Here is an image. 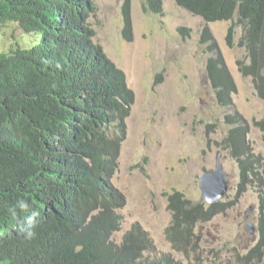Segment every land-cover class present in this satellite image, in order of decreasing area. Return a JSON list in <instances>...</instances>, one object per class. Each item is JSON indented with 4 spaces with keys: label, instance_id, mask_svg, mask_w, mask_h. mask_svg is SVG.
Wrapping results in <instances>:
<instances>
[{
    "label": "trees",
    "instance_id": "1",
    "mask_svg": "<svg viewBox=\"0 0 264 264\" xmlns=\"http://www.w3.org/2000/svg\"><path fill=\"white\" fill-rule=\"evenodd\" d=\"M142 1L145 11L162 13L165 0ZM174 1L206 22L229 21V47L242 29L237 45L245 56L235 62L264 101V0ZM94 11L92 0H0V27L15 21L25 33L43 31L42 42L0 54V264H182L171 254L149 256L154 241L138 223L121 242L114 238L125 198L112 178L134 93L94 41ZM121 14L122 38L131 41L130 0ZM199 41L212 53L205 72L216 99L229 104L236 84L208 26ZM225 123L221 144L237 163L236 196L254 187L264 213V157L254 152L242 115L230 112ZM254 124L264 130V120ZM171 192L163 193L171 214L166 238L174 251L197 256L198 224L229 203H193ZM258 230L241 260L264 258V227Z\"/></svg>",
    "mask_w": 264,
    "mask_h": 264
},
{
    "label": "rangeland",
    "instance_id": "2",
    "mask_svg": "<svg viewBox=\"0 0 264 264\" xmlns=\"http://www.w3.org/2000/svg\"><path fill=\"white\" fill-rule=\"evenodd\" d=\"M124 1L92 0L95 11L90 18L94 41L124 72L134 93L112 178L125 198L124 206L117 210L123 223L114 238L120 241L122 234L138 223L154 241V253L148 252L149 256L171 254L182 264H264V258L241 260L259 239L264 213L258 210L254 187L236 196L237 163L221 144L230 127L225 116L239 113L249 125L248 139L254 152L264 157V130L254 124L264 120V101L256 94L251 77L243 76L235 62L245 56L244 47L237 45L242 29L236 28L234 45L229 47L225 42L229 21L206 22L174 0L164 1L161 14L142 9V0H130L133 37L125 41L121 34ZM204 25L236 84L232 102L226 105L216 99L205 72L212 53L199 41ZM179 27L187 28L188 33L182 34ZM42 35V30L25 33L15 21H9L0 27V54L42 42ZM217 154L228 181L218 201L229 203L228 207L198 224L201 241L197 256L178 253L166 238L171 214L163 193L178 190L193 203L204 202L199 179L214 170Z\"/></svg>",
    "mask_w": 264,
    "mask_h": 264
},
{
    "label": "water",
    "instance_id": "3",
    "mask_svg": "<svg viewBox=\"0 0 264 264\" xmlns=\"http://www.w3.org/2000/svg\"><path fill=\"white\" fill-rule=\"evenodd\" d=\"M225 175L217 154L214 171L204 173L199 179L201 196L207 203H213L225 194L228 182Z\"/></svg>",
    "mask_w": 264,
    "mask_h": 264
},
{
    "label": "clouds",
    "instance_id": "4",
    "mask_svg": "<svg viewBox=\"0 0 264 264\" xmlns=\"http://www.w3.org/2000/svg\"><path fill=\"white\" fill-rule=\"evenodd\" d=\"M212 23H213V22H212ZM214 169H215V168H214ZM213 171H214V170H213ZM213 171H211V172H213ZM211 172H205V173H211ZM202 175H203V174H202ZM201 197H202V196H201ZM202 199H203V198H202ZM220 199H221V198H220ZM220 199H218V200H220ZM203 200H204V199H203ZM218 200H216V201H218ZM216 201H215V202H216ZM204 203H205L206 205H207V204H211V203H207L205 200H204ZM213 203H214V202H213ZM21 207H22V208H26L27 205H25V204L22 203V204H21ZM33 215H36V213H33ZM30 219H31V218H30ZM27 235H28L29 238H31V237L33 236V233H32V232H28Z\"/></svg>",
    "mask_w": 264,
    "mask_h": 264
},
{
    "label": "bare ground",
    "instance_id": "5",
    "mask_svg": "<svg viewBox=\"0 0 264 264\" xmlns=\"http://www.w3.org/2000/svg\"><path fill=\"white\" fill-rule=\"evenodd\" d=\"M122 196H123V195H122ZM124 203H125V202H124ZM121 207H122V206H121ZM262 223H263V222H262ZM259 227H260V225H259ZM122 239H123V238H122ZM120 242H121V241H120ZM243 256H244V255H243ZM248 258H250V257H248ZM248 258H247V259H248Z\"/></svg>",
    "mask_w": 264,
    "mask_h": 264
}]
</instances>
